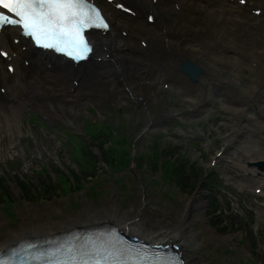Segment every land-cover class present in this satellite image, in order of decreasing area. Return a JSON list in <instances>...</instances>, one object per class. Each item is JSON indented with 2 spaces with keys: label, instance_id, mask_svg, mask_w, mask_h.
<instances>
[{
  "label": "rangeland",
  "instance_id": "rangeland-1",
  "mask_svg": "<svg viewBox=\"0 0 264 264\" xmlns=\"http://www.w3.org/2000/svg\"><path fill=\"white\" fill-rule=\"evenodd\" d=\"M224 24L217 26L216 21H210V28L215 27V50L206 59L201 57L194 61L203 67L204 74L210 79L205 85L207 97L205 95L206 99H202L205 104L202 115L181 114L183 108L188 109L182 102L181 93L159 87L162 82L160 81L154 84L153 88L154 91L160 90L164 96L162 102L161 100L158 102H161V105L151 104L146 93H142L138 107L131 97L129 103L112 104L103 113H100L95 104L88 103L82 107L78 103V114L71 115L74 118L73 123L61 114L62 109L59 108L57 110L59 114H55L57 111L51 109L47 95L41 97L38 95L32 99L21 82L19 96L25 97L28 101L24 99L26 108L23 109L21 133L16 144L13 146L10 144L12 139L10 131L7 132L4 128L0 130V186L2 184L8 186L12 196L11 199L0 192V221L3 220L22 231L23 222L38 220L29 210L30 204L46 206L40 213L42 220L49 223L61 221L64 213L74 214L80 211L86 213L87 209L97 211L103 208L112 209L111 202L119 203L131 215L135 211L132 205L141 202L149 215L173 222L187 201L197 203L202 201L205 204L204 220L217 234L228 237L224 241L213 242L207 233L201 232V223L193 221L198 235L204 237L201 248L208 256L207 264H264L262 208L264 197H260V193L254 189L257 186L260 188L258 182L254 180L257 176L248 175V171L252 175V171L258 168L251 166L246 171L233 162L232 157L237 154L220 157L217 153L218 130L221 123L231 119H235L237 123L238 116H234L228 107L235 110L239 106L235 105V100L231 98H227L225 102L228 106H220L222 99H217V103L216 97L210 94L212 85H209L211 80L213 84L225 85L239 100L240 94H236L230 84L220 80L231 82L244 93V89L248 91V85L254 84L252 78L263 72L261 82L257 83L260 91L251 99L253 101L251 105L259 104V108L255 107L256 111L261 113L260 107L263 106L261 101L264 100V54H256L262 66L256 71H250L245 67L239 68L236 64L221 58L219 47L221 41L236 40L235 33L225 28ZM136 41H139V38H136ZM171 49L173 52V48ZM170 53L167 44H164V47H157L154 44L150 56L158 62L160 59L168 60L171 68L173 66L171 60L175 61V58L174 52L172 55ZM188 59L190 57L183 56L179 65ZM180 66L178 67L177 62L176 70L169 71L172 74L174 72L178 74V71L185 74ZM144 72L146 70L142 71L143 74ZM233 80L238 83H234ZM189 81L196 83L191 79ZM221 91L219 89L216 92ZM233 95L229 96L234 97ZM106 102L108 100L99 102L98 105L105 107ZM143 102H147L152 113L160 114L159 120L174 121L177 124L180 122L182 128L178 135H168L160 128L139 135L141 131L136 132L135 128H129L138 120V115L145 113L140 110ZM239 102L237 103L241 105L244 103L243 100ZM46 105H49L52 111L46 109ZM170 107L179 109L178 119L168 110ZM247 111L242 113L239 119L254 122L255 115L248 108ZM144 123L146 124V121ZM196 126L208 128L212 137L206 136L205 140L191 138V129ZM247 141L255 145L256 139L251 138ZM222 159L226 162H221ZM178 166L182 168L175 171ZM70 168L76 170L74 175ZM63 173H70L72 179L63 178L65 177ZM35 174H40L43 178H53L55 188L42 196L28 193L30 198L26 199L21 193L19 183L24 179L36 177ZM229 174L232 178L227 179ZM232 181H239L244 186L241 188L236 183L241 188L238 189ZM51 204L57 205L58 208L52 207ZM213 205L218 207V213L212 212ZM109 220L111 219L104 221ZM119 225L124 227L123 223ZM0 232L5 234L2 224ZM187 264H190L189 261Z\"/></svg>",
  "mask_w": 264,
  "mask_h": 264
},
{
  "label": "bare ground",
  "instance_id": "bare-ground-1",
  "mask_svg": "<svg viewBox=\"0 0 264 264\" xmlns=\"http://www.w3.org/2000/svg\"><path fill=\"white\" fill-rule=\"evenodd\" d=\"M128 1L136 13L135 16L131 15V17L122 13L113 4L104 0L98 1L111 22V29L105 34L101 31L92 32L90 37L97 44L99 55L106 57L107 54H110L115 57L117 62H109L106 60L107 58H104L100 63L90 64L88 66L90 74H86L80 69L65 68L63 65L49 67L44 61L45 56L42 54L37 56L29 41L21 38L18 43H15L14 38L19 36L17 28L7 27L1 32L0 89L4 87L6 91L4 94L0 92V130L4 128L7 132H11L10 144L12 146L20 137V123L25 107L24 99L19 96L21 82L32 99L38 95L40 97L47 95L51 109L54 108L56 111L59 108L62 109L61 114L73 123L74 118L71 115L78 114V103L79 106L84 107L88 103L93 102L94 105V103L98 104L111 99L122 105L127 102L126 86L136 94L142 93L143 89H150L152 94L153 85L159 82L154 83V79L162 80L161 85L171 92L175 90L182 92L187 89L189 94H182L183 102L188 107L187 111L201 113L205 108V104L201 100L206 95L205 87L195 89L187 83L185 76H178L175 72L172 74L169 70H176L177 62L183 56L190 57L188 60L195 63L194 61L201 57L206 59L207 56L212 55L216 43L214 39L215 27L210 28V21H216L219 25L221 22L225 23L224 27L229 28L236 36V40L233 42L221 41L222 44L219 45L221 58L236 64L239 68L245 67L250 71L262 68L260 58H257L256 54H264L263 0H245L244 3H241L240 0ZM149 12H153L156 17L153 25L144 20V18L147 19ZM169 19L171 20L169 21ZM136 38H139V41H136ZM154 44L157 47H164V44H167L171 50L170 54L172 55L174 52L175 61L171 60L173 64L171 68L168 60L160 59L158 62L151 58L150 53ZM170 47L173 48V52ZM4 53H7V57L3 56ZM147 56L152 60L147 61ZM126 61H129V64ZM10 63L15 64L12 73L6 70ZM143 70H146L145 76L150 77L152 85H139L137 76L144 75ZM262 75L263 72L252 78L254 84L248 85V91L251 93L244 89V93L240 94L244 99L243 105L236 103L235 105L239 108L235 110L232 109L233 107H228L234 116H238L237 123H239V116L248 112L247 108L252 111L253 101L251 99L255 97L257 91H260L257 83L261 82ZM199 81L206 84L210 82V79L205 75L200 77ZM233 82L238 83L236 80ZM215 85L225 89L227 94L233 95L227 86ZM84 90H86L85 96H83ZM261 92L263 93L262 89ZM212 94L214 92H211ZM96 96L99 97L96 99ZM160 98L155 96L153 102L158 103ZM256 105L259 108V104ZM261 105H263L260 107L262 116L253 113L259 116L256 130L261 153L258 156L244 154L242 162L264 160V100ZM149 109L147 106L142 107V111L146 114L147 111L151 114V109ZM57 114H59L58 111ZM244 167L249 170V166L244 165ZM258 169L252 171V176H257L256 179H253L264 185V172ZM237 185L242 186L240 183ZM257 187H254L255 191ZM111 204L112 209L103 208L101 211L87 209L86 213L82 211L74 214L64 213L61 221L49 223L42 220L40 213V210L46 209V206L30 204L29 210L38 220L23 222L22 231L3 220L0 221V224L5 228V234L0 232V250L14 244L22 234L39 232L51 234L62 230L58 228L65 229L87 222L108 219L115 223H123L125 229L130 233L139 234L153 242L177 244L182 251L184 249L185 256L189 260L185 258L190 264H207L208 262V256L201 248L204 237L198 235V231L194 228V220L201 223V232L207 233L213 242H221L228 238L217 234L204 220L203 206L205 204L202 201L199 203L192 202V200L187 201L184 207L178 211L173 222L149 215L141 202L132 205L135 211L131 215L119 203L111 202ZM144 204L147 205V202ZM51 206L58 208L55 204H51ZM137 217L139 218L137 219ZM78 254H73V257H77ZM35 257L42 258L44 256L35 254Z\"/></svg>",
  "mask_w": 264,
  "mask_h": 264
},
{
  "label": "snow or ice",
  "instance_id": "snow-or-ice-1",
  "mask_svg": "<svg viewBox=\"0 0 264 264\" xmlns=\"http://www.w3.org/2000/svg\"><path fill=\"white\" fill-rule=\"evenodd\" d=\"M0 10H6L0 11V31L7 26L15 27L36 47L77 62L87 59L92 52L86 33L109 27L101 10L91 0H0ZM0 264L15 262L0 260ZM48 264H182V261L178 256L157 250L124 258L111 254L86 260L73 257L70 261L50 260Z\"/></svg>",
  "mask_w": 264,
  "mask_h": 264
},
{
  "label": "trees",
  "instance_id": "trees-1",
  "mask_svg": "<svg viewBox=\"0 0 264 264\" xmlns=\"http://www.w3.org/2000/svg\"><path fill=\"white\" fill-rule=\"evenodd\" d=\"M181 167H176V171H179ZM67 180H69V178L67 176L63 177ZM182 179L185 180V177H183ZM53 181L52 178H50L49 180L42 178L40 180L39 177H33L31 179H29L28 181H22L19 183V186L21 188V193L23 196H26V198H30L28 193L32 194V195H38L41 196L40 194H42L43 192H48L50 189H54L55 186L54 185H48V183H51ZM0 192L5 196V197H9L12 199V196L10 194V190L8 188V186L6 185H1L0 186ZM214 210L217 208L216 205H213ZM211 220H213L211 218Z\"/></svg>",
  "mask_w": 264,
  "mask_h": 264
},
{
  "label": "water",
  "instance_id": "water-1",
  "mask_svg": "<svg viewBox=\"0 0 264 264\" xmlns=\"http://www.w3.org/2000/svg\"><path fill=\"white\" fill-rule=\"evenodd\" d=\"M74 65L73 66H70V67H73V68H76L78 67L79 65H81L80 63H73ZM182 70L187 72L192 79L196 80L198 78V76L203 72V70L194 65L191 61H188L186 62L183 67H182ZM262 168H264V163L261 164Z\"/></svg>",
  "mask_w": 264,
  "mask_h": 264
},
{
  "label": "flooded vegetation",
  "instance_id": "flooded-vegetation-1",
  "mask_svg": "<svg viewBox=\"0 0 264 264\" xmlns=\"http://www.w3.org/2000/svg\"><path fill=\"white\" fill-rule=\"evenodd\" d=\"M144 121H146L145 118H144ZM144 121H143V124H145ZM150 127H151V126H150ZM152 127H156V126H152Z\"/></svg>",
  "mask_w": 264,
  "mask_h": 264
}]
</instances>
